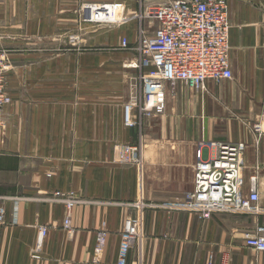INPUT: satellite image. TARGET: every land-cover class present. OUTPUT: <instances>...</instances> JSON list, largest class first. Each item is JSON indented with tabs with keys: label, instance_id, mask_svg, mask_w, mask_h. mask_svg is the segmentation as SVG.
Instances as JSON below:
<instances>
[{
	"label": "crops",
	"instance_id": "1",
	"mask_svg": "<svg viewBox=\"0 0 264 264\" xmlns=\"http://www.w3.org/2000/svg\"><path fill=\"white\" fill-rule=\"evenodd\" d=\"M168 1L0 0L11 97L0 123V264H117L123 223L137 200L146 203L143 229L128 264H207L210 254L214 264L223 257L264 264V252L244 241L264 225V134L256 141L251 130L264 122V0H227L231 79L207 80L204 90L165 82L163 109L141 110L138 71L126 67L134 53L116 46L120 36L134 42L139 6ZM104 5L114 8L110 22L97 11ZM89 7L95 18L84 20ZM74 33L103 47L62 45ZM129 103L132 127L123 123ZM237 141L246 145L245 193L259 167L260 211L202 220L175 207L193 188L197 149L211 157L209 143ZM138 142L140 167L115 160L116 146ZM56 190L77 199L71 234L62 228ZM40 226L48 230L37 250Z\"/></svg>",
	"mask_w": 264,
	"mask_h": 264
},
{
	"label": "built area",
	"instance_id": "2",
	"mask_svg": "<svg viewBox=\"0 0 264 264\" xmlns=\"http://www.w3.org/2000/svg\"><path fill=\"white\" fill-rule=\"evenodd\" d=\"M88 6V5H87ZM227 0H171L165 3L141 6L135 17L141 22L148 19L147 27L157 23L152 35L141 29L136 46L135 62L128 66L139 69V83L142 90L141 110L164 107V83L183 82L195 90H204L207 80L221 81L232 78L229 61ZM98 9V8H97ZM103 19L115 14L112 5H104L100 10ZM98 12V16H100ZM91 7L87 9L84 20H92ZM100 19V18H99ZM74 37L69 40L74 41ZM126 44V43H124ZM8 64L5 50L0 49V123L3 122L4 108L11 102L7 90L5 70ZM141 69V70H140ZM132 103H135L133 101ZM129 103L124 106V125L132 127ZM251 130L256 141L264 134V122L256 121ZM214 149L211 157H204L202 148L196 151L193 167V188L185 193L182 201L175 205L194 213L199 219H208L215 212L230 211L237 213H256L260 209L258 192V170L249 176L247 193L244 192L245 180L242 174L243 141L211 142ZM141 143L120 144L114 154L118 163L142 165ZM49 175V174H48ZM52 197L62 201L64 216L62 228L71 234L72 209L77 199L71 192L53 191ZM136 214L125 218L120 234L117 264H128L132 247L140 240L143 229V210L146 203L137 200L132 203ZM4 209L0 206V222ZM46 226H40L36 241L39 250ZM105 232L97 235L96 251L102 248ZM245 245L255 251L264 252V225L256 226L244 234ZM207 264H214L212 254ZM219 264H230L228 257L221 258Z\"/></svg>",
	"mask_w": 264,
	"mask_h": 264
},
{
	"label": "rangeland",
	"instance_id": "3",
	"mask_svg": "<svg viewBox=\"0 0 264 264\" xmlns=\"http://www.w3.org/2000/svg\"><path fill=\"white\" fill-rule=\"evenodd\" d=\"M140 7L141 6H139V10H140ZM150 22L155 23V21H153V20H150ZM137 23H138V25H137V30H136V35H135V38H134V42H128L129 39L126 36H120L119 35L120 36L119 37V44L116 46L117 49H120L118 51H127V50L129 51L130 50V51H132L134 53V57H132L130 61H127L126 62L127 63L126 64V67L130 63H134L135 62V57L137 56V53H136V51L133 48L136 46V43H137V40H138V37H139V34H140L141 29L146 28L145 29L146 34H149L150 33L149 35H152L151 32L156 27V26L155 27L154 26H148L147 27L148 19L145 20V23L143 21L140 24V20H138ZM103 25H105V24H103ZM108 25L109 26H106V27L104 26V27L105 28H108V27L111 28L110 27L111 25L112 26H115V24H108ZM70 37H74L75 38L74 41L73 40H69ZM88 43H89V40H87L86 43L81 42L79 40V37L77 36V34L74 33V34H70V35H67L66 37H64V40L62 42V45H64L65 47L76 48V49H79V50L85 49L87 52L93 51L95 49L98 51L99 48H102L103 47V46L100 47L99 45H97V46H90ZM124 43H126V44H124ZM2 50H5V49H2ZM6 54H7V51H6ZM130 68H133V67H130ZM134 69H136L138 71V81H139V72L140 71H139L138 68H134Z\"/></svg>",
	"mask_w": 264,
	"mask_h": 264
},
{
	"label": "bare ground",
	"instance_id": "4",
	"mask_svg": "<svg viewBox=\"0 0 264 264\" xmlns=\"http://www.w3.org/2000/svg\"><path fill=\"white\" fill-rule=\"evenodd\" d=\"M127 105V104H126ZM123 121H124V110H123ZM259 121V120H258ZM195 165V164H194Z\"/></svg>",
	"mask_w": 264,
	"mask_h": 264
}]
</instances>
